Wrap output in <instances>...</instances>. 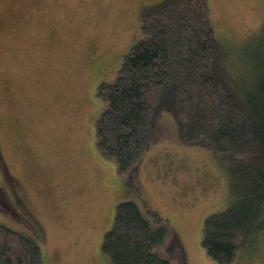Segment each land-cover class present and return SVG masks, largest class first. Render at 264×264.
I'll list each match as a JSON object with an SVG mask.
<instances>
[{
	"label": "rangeland",
	"instance_id": "obj_1",
	"mask_svg": "<svg viewBox=\"0 0 264 264\" xmlns=\"http://www.w3.org/2000/svg\"><path fill=\"white\" fill-rule=\"evenodd\" d=\"M161 1L0 0V224L34 238L44 264H112L101 246L125 200L153 228L165 226L159 257L219 264L202 244L205 218L231 202L214 154L178 142L169 112L130 171L96 137L98 86L114 81L141 35V12ZM208 8L230 59L223 67L250 81L264 0H208ZM257 242L231 264H264V234Z\"/></svg>",
	"mask_w": 264,
	"mask_h": 264
},
{
	"label": "trees",
	"instance_id": "obj_2",
	"mask_svg": "<svg viewBox=\"0 0 264 264\" xmlns=\"http://www.w3.org/2000/svg\"><path fill=\"white\" fill-rule=\"evenodd\" d=\"M209 11L208 0H162L141 12L140 37L114 81L96 91L105 103L96 137L119 171H130L169 112L178 142L214 154L229 176L231 202L205 218L202 244L216 263L231 264L264 234V25L251 45L252 76L241 83L223 67L230 59ZM115 214L101 246L112 264H171L155 253L166 241L165 226L153 228L132 200ZM0 264H44L41 247L0 224Z\"/></svg>",
	"mask_w": 264,
	"mask_h": 264
}]
</instances>
